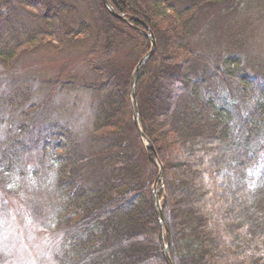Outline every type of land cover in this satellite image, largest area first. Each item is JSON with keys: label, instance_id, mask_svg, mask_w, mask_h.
I'll list each match as a JSON object with an SVG mask.
<instances>
[{"label": "trees", "instance_id": "trees-1", "mask_svg": "<svg viewBox=\"0 0 264 264\" xmlns=\"http://www.w3.org/2000/svg\"><path fill=\"white\" fill-rule=\"evenodd\" d=\"M108 1L130 24L111 16L102 0H81L87 12L76 23V6L0 0V57L15 63L42 33L63 27L65 18L66 34L90 47L84 55L89 71L60 89L86 91L97 101L92 133L81 144L54 116L48 124L47 103L34 106L30 124H20L12 115L30 116V108L3 98L0 106L12 125L0 154V195L18 192L40 169L52 178L56 195L50 221L62 240L57 264H166L151 195L159 168L135 128L130 100L132 72L151 48L142 33L148 27L157 49L138 73L136 99L142 132L164 165L160 198L171 259L174 264H264V60L245 59L243 65L231 50L218 54L217 65L205 67L207 58L191 43L205 15L215 20L214 28L220 18L240 11L242 0ZM35 5L42 10L35 19L43 28H24L22 40L12 30V17L17 9ZM124 47H130L125 61L118 59ZM40 120L43 130L36 125ZM204 148L209 156L191 162L190 154L201 157ZM33 151L39 152L35 169L28 167ZM183 155L185 160L179 159ZM222 169L228 170L222 178L234 188L226 209L238 211L219 224L208 214L207 200L184 199L194 198L193 187L207 191L206 176L216 185ZM0 264H5L1 254Z\"/></svg>", "mask_w": 264, "mask_h": 264}, {"label": "rangeland", "instance_id": "rangeland-1", "mask_svg": "<svg viewBox=\"0 0 264 264\" xmlns=\"http://www.w3.org/2000/svg\"><path fill=\"white\" fill-rule=\"evenodd\" d=\"M48 2L54 5L76 6L77 20L72 21L74 23L79 22L78 19L82 20L81 17L87 12L86 4L81 0H48ZM241 7L242 9L235 12L228 20L220 18L214 28L212 22L215 20H209V16L205 15L204 26L192 35L191 43L200 51L201 58H207L205 67L217 65L218 54L222 55V52H231V50L242 57L243 65L246 64L245 59L264 60V0H242ZM20 9H17L12 17V30L20 36V39L25 40L22 33L24 28L28 27L29 30L35 31L43 28L40 21L35 19L37 14L42 16V10L37 7ZM83 20L89 22L87 17ZM68 23L64 18L60 21L63 27L59 26L58 30L52 29V35H48L47 32L42 33L35 46L30 47V51L24 53L15 63H11L9 58L0 57V104L5 97H13L25 103L22 109L30 108L27 110L30 116L22 117L19 113H15L11 120L16 121L15 123L30 124V119L34 115V106L47 103L46 108L50 111V116L46 119L48 124L51 123L49 119H53L54 116L55 123L65 124L78 136V141L84 144L93 130V114L97 101L89 92L60 88H64V83L88 75L89 68L85 63L84 55L90 47L80 41L81 37L66 34L63 28H66ZM53 25L57 24L53 23ZM74 27L77 28L75 24ZM130 47H124L118 53V59L125 61L127 54L130 53ZM244 53L246 56H243ZM57 78L60 84L58 83L56 87ZM75 88L79 87L75 86ZM27 95H29L28 100L31 99L26 102ZM10 117L11 115L6 113L4 108L2 112L0 106V154L8 136V128L12 125L10 124L12 121L9 124L6 122ZM36 125L38 130L46 127L44 120H40ZM208 151L210 152L209 149ZM208 151L202 149L200 152L202 156L198 158L193 151L190 154L191 162L204 161L206 156H209ZM38 154L37 151L29 154L28 167L38 168ZM184 158L183 155L179 159ZM162 166L164 169L163 163ZM184 167L190 173V169L186 165ZM227 172L228 170L225 169L218 171L215 177L219 181L216 185L206 176L207 191L193 187L194 198L189 196L184 199V201L199 202L203 199L207 200V210H211L208 214L211 218L217 219L219 224L224 223L227 217L232 214L234 216L238 211L234 209L237 211L231 212L226 209L225 203L230 199L231 189H234L231 181H226V177L222 178ZM45 175L47 174L44 170L40 169L38 174H30V180L23 184L18 192L8 196L0 195V254L5 257V264H57L56 257L62 255L61 237L54 232L50 221L56 194H54L52 178L49 175L45 178ZM145 176L148 178L147 174ZM157 176L152 187L156 183ZM160 187L162 184L158 182L157 189ZM164 188L165 179L162 191ZM160 200L162 204V198ZM220 208V212H217L216 210ZM224 230L228 235V229L224 228Z\"/></svg>", "mask_w": 264, "mask_h": 264}, {"label": "water", "instance_id": "water-1", "mask_svg": "<svg viewBox=\"0 0 264 264\" xmlns=\"http://www.w3.org/2000/svg\"><path fill=\"white\" fill-rule=\"evenodd\" d=\"M104 7L107 9L109 14L113 16L114 18L124 22V23H129V21L123 16L119 15L116 13V11L110 6L108 0H102ZM143 35L149 40L151 43V50L148 52V54L142 58V60L137 64L135 67L132 77H131V86H130V96H131V102H132V107H133V122L134 125L137 129V132L140 136V138L145 141L147 147L150 149V151L153 153L155 157L156 164L159 167V173L157 176V180L155 185L152 187V201H153V206H154V211L157 215L158 222L160 225V228H165V231L167 233L166 229V224L163 218L162 214V205H161V200L159 198V193L163 189V182H164V172H163V166L162 163L158 157V154L152 144V142L145 136V134L142 132L141 126H140V120H139V109H138V103L136 100V95H135V88H136V79L139 71L142 69V67L151 59V57L154 55L155 50H156V39L153 33L148 29L146 32H143ZM161 183L162 187L157 189V183ZM162 254L163 257L166 261V264H173L171 257H170V248L168 244V239L167 242H164V239H162Z\"/></svg>", "mask_w": 264, "mask_h": 264}, {"label": "bare ground", "instance_id": "bare-ground-1", "mask_svg": "<svg viewBox=\"0 0 264 264\" xmlns=\"http://www.w3.org/2000/svg\"><path fill=\"white\" fill-rule=\"evenodd\" d=\"M127 20H128V19H127ZM128 21H129V20H128ZM127 24H130V22L127 23ZM148 29H149V28L146 27L145 30H143V32H146ZM151 58H152V57H151ZM137 76H138V75H137ZM130 86H131V81H130ZM135 95H136V88H135ZM130 100H131V96H130ZM131 104H132V102H131Z\"/></svg>", "mask_w": 264, "mask_h": 264}]
</instances>
